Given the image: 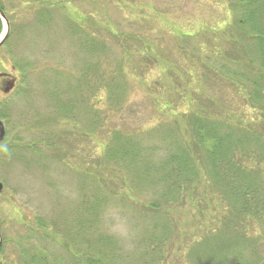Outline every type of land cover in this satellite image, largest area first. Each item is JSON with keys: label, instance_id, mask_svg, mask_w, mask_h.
<instances>
[{"label": "rangeland", "instance_id": "1", "mask_svg": "<svg viewBox=\"0 0 264 264\" xmlns=\"http://www.w3.org/2000/svg\"><path fill=\"white\" fill-rule=\"evenodd\" d=\"M0 7L10 28L0 71L19 72L0 112L7 131L0 146V264H23L24 253L41 247L66 258L31 228L40 220L62 225L67 213L73 219L87 176L122 194L110 199L101 225L122 251L119 264H143L142 253L154 264H184L186 251L226 217L218 198L205 187L173 209L169 239L155 245L156 254L145 252L138 244L149 222L138 214L150 196L129 194L133 202L124 172L99 161L115 129L147 132L177 122L184 131V114L198 106L250 112L248 91L225 73L242 64L235 61L242 51L229 1L0 0ZM89 186L96 189L92 179ZM257 250L264 257V243Z\"/></svg>", "mask_w": 264, "mask_h": 264}, {"label": "trees", "instance_id": "2", "mask_svg": "<svg viewBox=\"0 0 264 264\" xmlns=\"http://www.w3.org/2000/svg\"><path fill=\"white\" fill-rule=\"evenodd\" d=\"M228 1L234 14L230 27L242 51L235 61L242 64L233 63L237 69L225 73L231 85L248 91L250 112L198 106L184 114V131L177 122L147 132L115 129L99 161L100 168L108 165L124 172L123 182L129 183L126 196H150L138 214L149 222L138 244L145 252L156 254L155 245L169 239L173 209L184 207L205 187L218 198L226 217L186 251L184 264H264L257 250L264 243V0ZM144 137L156 141L149 144ZM91 179L96 189L87 188ZM91 179L84 177V192L88 190L72 211L73 219L67 213L62 225L40 220L36 229L31 228L42 240L61 246L66 258L63 252L49 256L41 247L30 256L24 253L23 264L120 263L122 251L101 225L110 199H122V194L107 193L99 179ZM141 258L143 264H154L146 253Z\"/></svg>", "mask_w": 264, "mask_h": 264}, {"label": "flooded vegetation", "instance_id": "3", "mask_svg": "<svg viewBox=\"0 0 264 264\" xmlns=\"http://www.w3.org/2000/svg\"><path fill=\"white\" fill-rule=\"evenodd\" d=\"M0 9L2 10L1 7ZM2 12H4V10H2ZM18 73L19 72L17 71V68L12 69V73H6L0 71V112L2 108L6 106L5 103L12 96V94L15 92V90L18 87V82H19ZM0 122L4 124L6 131V126L2 118H0ZM6 136H7V131H6ZM4 142L1 143L0 146L3 145Z\"/></svg>", "mask_w": 264, "mask_h": 264}, {"label": "water", "instance_id": "4", "mask_svg": "<svg viewBox=\"0 0 264 264\" xmlns=\"http://www.w3.org/2000/svg\"><path fill=\"white\" fill-rule=\"evenodd\" d=\"M0 18L2 19V21H4L5 26H6V31L1 35L0 37V47L5 43V41L7 40L8 36H9V22L5 16V14L2 12V10L0 9ZM6 137V131H5V127L4 124L2 122H0V144L4 142ZM4 191V187L3 185L0 183V194H2ZM3 246V240L1 238L0 235V252Z\"/></svg>", "mask_w": 264, "mask_h": 264}]
</instances>
